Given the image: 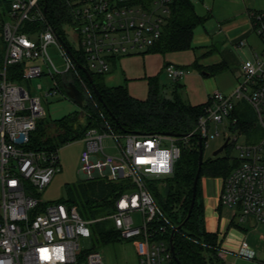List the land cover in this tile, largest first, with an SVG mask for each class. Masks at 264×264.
<instances>
[{"label":"built area","instance_id":"2783aa9c","mask_svg":"<svg viewBox=\"0 0 264 264\" xmlns=\"http://www.w3.org/2000/svg\"><path fill=\"white\" fill-rule=\"evenodd\" d=\"M74 17L68 25L83 54L88 70L107 74L116 59L124 55L147 52L161 37L170 15L172 0H67ZM9 8L0 10V264H105L102 253L87 249L82 239H92L91 223L77 205L63 201L45 203L37 196L61 170L59 149H34L30 146L32 133L39 120L47 116L43 97L33 94L21 82L8 78V68L25 61L23 81L44 75L39 61L53 69V87L45 97L60 90L55 77L65 75L75 66L70 47L47 26L39 31L24 32V22L45 21L40 0H11ZM253 32L259 45L241 62L237 85L231 94L220 90L211 93L192 133L184 136L166 133L131 132L116 134L92 127L83 140L86 143L80 159V173L92 180L129 177L133 189L125 191L115 202L109 216L125 240L133 241L139 264H168L173 259L170 244L162 238L166 227L158 226L162 213L149 191L144 178H163L174 172L181 157L182 146L197 132L208 146L210 138L237 141L240 117L235 115L239 102L253 109L263 135L240 144V160L224 178L220 201L236 211L240 221L254 217L264 223V10L251 13ZM69 30L65 28L66 34ZM56 44L63 55L66 68L58 70L48 47ZM238 47L247 45L242 39ZM164 72L180 81L189 70L173 63ZM43 89L42 85H38ZM240 110H242L240 108ZM214 125L215 131H211ZM222 125L226 132L219 129ZM255 131V130H254ZM115 139L116 152H109L105 138ZM124 139V144L120 139ZM224 139V140H225ZM120 173V175H118ZM135 212H141L137 223ZM252 258L254 252L243 241L238 252ZM225 264H235L226 262Z\"/></svg>","mask_w":264,"mask_h":264},{"label":"trees","instance_id":"16d2710c","mask_svg":"<svg viewBox=\"0 0 264 264\" xmlns=\"http://www.w3.org/2000/svg\"><path fill=\"white\" fill-rule=\"evenodd\" d=\"M40 4L45 11L46 22L26 21L22 31H39L45 28L47 23L54 28L61 40L70 47L75 63L74 68L66 75L59 74L55 77L58 88L66 95L63 84L71 81L84 93L85 97L80 110L73 111L48 124L45 123V118L39 120L31 136L32 148L59 149L62 144L82 139L87 130L92 127L116 134L172 132L184 136L195 131L208 102L192 105L176 92L167 95L164 90L167 85H162L159 77L148 79V96L141 99L133 96L126 85H109L105 81V74L90 71L93 83L101 94L102 99L99 98L88 75L82 69L83 66L88 69L83 54L72 48L64 36L66 26L73 24L74 21L68 1L40 0ZM170 9L162 37L147 52L168 53L192 48L197 26L204 24L209 18L198 14L194 0H172ZM25 63L23 61L10 66L8 78L22 82ZM193 66L208 71L211 75L219 74L228 68L224 62L202 67L198 61H195ZM235 115L240 117V121L233 129L238 128L247 133L255 130L254 112L247 102L238 103ZM82 118L85 119V123L82 122ZM233 143L234 141H230L225 149ZM205 148V142H203L204 152ZM199 150V135L194 132L188 142L183 144L181 157L175 164L173 174L163 178H152L148 185L150 193L159 202L162 220H159L157 224L166 227L167 231L162 238L169 244L174 228L183 223L190 209L194 180L199 168ZM227 156L218 155L215 158L206 159L204 155L196 202L189 219L175 232L173 239L175 253L172 251L173 259L168 264H225L219 255L220 243L217 234L207 231L205 227L201 179L204 176L228 177L239 165L240 160L235 157L233 163L229 164ZM160 190L164 191V194ZM125 191L122 182L95 178L76 187H68L67 199L59 201L77 205L84 218L94 220L91 223L92 241L110 244L123 240L109 216L115 209L116 200Z\"/></svg>","mask_w":264,"mask_h":264},{"label":"crops","instance_id":"0c3cea01","mask_svg":"<svg viewBox=\"0 0 264 264\" xmlns=\"http://www.w3.org/2000/svg\"><path fill=\"white\" fill-rule=\"evenodd\" d=\"M226 1L227 0H210V2H214V4L212 6L207 5L208 14H204L202 16H208V19H210L215 3L220 2L223 4ZM240 1V3H243L245 0ZM257 3L260 5V8L257 9L246 6V9L239 7L234 11L229 10L225 13L218 11L216 14L217 18H215L216 21H214L211 28L208 30V37L204 40L205 42L203 41L204 45L197 47V49H201L200 53H195V56L178 54L182 51L168 53L143 52V55L141 53H137L141 54L140 56H137V54H131L124 55L122 58L119 57L121 58L120 62L118 63V58L114 61L113 65L115 68H122L125 72V76H123L125 80L131 81V84L126 83L125 85L128 87L133 96L135 94L132 89H136L135 80L137 79H149L150 77H159L160 79L162 74V85L165 84L163 82L164 67L169 63L182 67L191 66L195 68L193 66L195 61H198L202 67H208L224 62L228 68L230 65H233L234 72L237 73L240 69L241 63L237 59L236 53L240 50H244L247 46H252L249 44V36L251 34L256 36L253 32L251 13L254 11L264 10V0L261 2L257 1ZM229 16H233L234 18L228 19ZM234 30H236V33H233L234 38L227 43V45H225V41L223 40V37H221L222 34L220 35V33H231L232 31L235 32ZM215 35L219 36V47H216L215 43L212 41V36ZM242 39L247 41V45L238 47L236 42ZM250 54L251 50L249 55ZM195 70L200 71L201 74L197 73L186 76L182 79V83L179 85L181 91L183 92V96L180 97L186 102L192 105H201L206 103L211 93L216 90L224 89L225 94H231L234 91L235 88L232 86L234 77L232 75L229 76L222 74L221 77L212 81L206 77L215 75H211L208 71L198 68H195ZM165 89L166 88H164V90ZM169 91L172 93L175 92L172 87ZM223 185L224 177L204 176L201 179V200L204 206L205 227L207 231L217 234L220 243L219 255L225 263L263 264L264 223L258 222L254 217H247L243 221H240L236 211L232 208L224 206L220 201ZM243 241L248 242L249 247L254 252V256L252 258L242 256L238 253Z\"/></svg>","mask_w":264,"mask_h":264},{"label":"rangeland","instance_id":"374dc122","mask_svg":"<svg viewBox=\"0 0 264 264\" xmlns=\"http://www.w3.org/2000/svg\"><path fill=\"white\" fill-rule=\"evenodd\" d=\"M11 0H0V10H4L6 8H9ZM257 1L261 2L262 0H245L243 3H240V0H227L223 4L220 2H216L215 6L213 7L211 17L208 19L204 24H200L197 26L195 30V36L192 42V46L194 48H190L189 50H185L182 52H179L178 54L180 55H193L195 56V53H200L201 49H197V47H200L204 45V40L207 39L208 37V30L211 28L212 24L214 23L216 14L218 11H221L223 13L231 10H235L237 8H244L246 9L247 7H251L253 9L260 8L257 3ZM212 2V1H211ZM210 0H195L194 4L196 7V11L200 15H207L208 10H207V5L212 6L214 4L211 3ZM260 4V3H259ZM218 16V15H217ZM233 19L234 17H228V19ZM66 29L69 30L70 27L66 26ZM235 32H227L226 34H222L221 37H223V40L225 41V45L229 43L233 38L234 35L233 33ZM66 33V31H65ZM219 35V34H217ZM212 36V41L215 43L216 47H219L220 41L218 40L219 36ZM67 38V41L73 46L78 47L77 40L75 39L74 33L69 30V35H65ZM228 37V38H227ZM204 41V42H203ZM249 44L252 46H247L244 50H240L239 52L236 53L237 59L241 63L244 59H246L249 56L251 47H256L259 45V40L258 38L254 35L251 34L249 36ZM3 47V44L0 43V48ZM48 53L54 62V64L57 66L58 70L63 71L66 68V62L61 54L58 46L56 44H51L48 47ZM147 53V52H145ZM142 55L144 53H141ZM141 54H137V56H140ZM1 55L3 57V52H1ZM122 58V57H121ZM121 58H119L117 61L118 63L120 62ZM43 67L44 70V75L40 77H35L32 78L29 81H22L21 83L28 87L30 91L33 94H39L43 97V105L47 111V116L45 117V123H51L54 120L60 119L61 117L73 112L80 110L81 106L80 104L74 102L71 100L67 95H65L62 92H59L57 95H53L50 97H45V92L53 87L54 85V79L53 77L49 74V69H53L52 65L50 64V61L48 60V65L42 61H39ZM189 72L182 78L184 79L186 76L192 75V74H197L200 73V71L195 70L193 67H186ZM67 74V73H66ZM65 74V75H66ZM125 72L122 70V68H115L114 65H112L111 71L107 74H105L104 78L107 84L109 85H120L123 84L125 85L126 83L131 84V81L128 80L126 81L123 76ZM201 74V73H200ZM229 75L234 77V82H233V88L237 85V73L234 72V66L230 65L229 68L221 72L220 74H217L215 76H208L206 78L210 80L218 79L221 77V75ZM119 75V76H118ZM121 77V78H120ZM182 79L178 82H174L170 80L167 75L164 72L163 76V82L167 85L165 88V91L167 95H171L172 92L169 91L171 87L174 89L176 94L180 95L181 97L183 96V92L180 89V83H182ZM160 81L162 82V74ZM136 84V89H132L133 93L135 94L134 96L139 97V98H146L148 94V79H137L135 80ZM41 84L43 89H39L38 85ZM221 92L225 93L224 89H220ZM253 111V109L251 108ZM253 121L258 122V119L256 115L254 114ZM82 122L85 123V119L82 118ZM259 123V122H258ZM211 131H215V126H211ZM219 129L222 132H226L223 128L222 125H219ZM53 133V132H52ZM54 134V133H53ZM263 135V129L261 126H258L255 131H250L249 133L241 131L239 133L237 141H234V143L225 149L223 152L219 154V156H227L228 163L232 164L233 160L235 157H237L238 154V146L240 144H243L244 142H250L252 141L253 137L255 138H260ZM225 138L223 136L219 138H210L208 146L205 148V158L206 159H212L215 158L213 156V152L219 148L223 143ZM105 146L107 148V151L109 152H116L115 146V139L112 137H106L105 138ZM120 143L124 144V139H120ZM86 143L82 139H77L74 141L67 142L65 144H62L59 146V156H60V161H61V170L57 172L54 176L50 184H48L44 189L37 190L36 194L39 196L43 202L45 203H53L57 202L59 200H65L67 199V188L68 187H76L82 183L88 182L87 179L83 178V176L80 173V159H81V153L82 150L85 148ZM120 175V173L118 174ZM147 185H149L150 181L152 178H144ZM118 182H122L123 189H126V191H130L133 189L134 183L129 177H117L116 179H113ZM162 183V182H161ZM162 194H164V191L160 190ZM156 200V199H155ZM157 201V200H156ZM159 202L157 201V204ZM134 217L137 223H140L142 220L141 217V212H135ZM81 243L84 245L85 248L87 249H97L99 250L104 258L105 264H139L140 262V257L137 254V251L135 249V245L133 241L131 240H121L117 242H113L110 244H104V243H95L94 241L89 240V239H82ZM242 264V263H238ZM248 264V263H244ZM250 264V263H249Z\"/></svg>","mask_w":264,"mask_h":264},{"label":"water","instance_id":"95a60500","mask_svg":"<svg viewBox=\"0 0 264 264\" xmlns=\"http://www.w3.org/2000/svg\"><path fill=\"white\" fill-rule=\"evenodd\" d=\"M82 69L86 72V74L88 75L91 83L93 84V88L95 90V92L97 93V95L99 96V98L102 99L101 97V94L97 88V86L93 83V78H92V75L90 73V71L86 68V67H82ZM64 88H65V91H66V95L71 99L73 100L74 102L78 103V104H82L83 103V100H84V93H82L78 88L77 86L73 83V82H67V83H64L63 84ZM163 133H166V134H170V135H177L175 133H172V132H163ZM177 136H180V135H177ZM231 141V136H228L224 143L219 147L217 148L214 152H213V156L216 157L218 156L221 152L224 151V149L227 147V145L229 144V142ZM199 143H200V153H199V168H198V171H197V174H196V177H195V180H194V186H193V198H192V201H191V205H190V209H189V212H188V215L187 217L185 218V220L183 221V223L179 224L178 226H176L172 232V235H171V238H170V246H171V250L175 253L174 251V244H173V239H174V236H175V232L180 229L183 224L189 219V217L191 216L192 214V210L194 208V205H195V202H196V197H197V189H198V182H199V178H200V172H201V168H202V164H203V161H204V149H203V141H202V137L199 136Z\"/></svg>","mask_w":264,"mask_h":264}]
</instances>
